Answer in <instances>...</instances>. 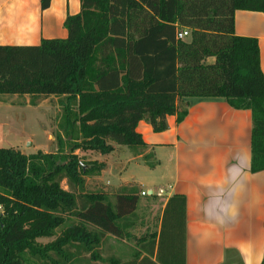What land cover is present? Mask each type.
Masks as SVG:
<instances>
[{"label": "trees", "instance_id": "obj_1", "mask_svg": "<svg viewBox=\"0 0 264 264\" xmlns=\"http://www.w3.org/2000/svg\"><path fill=\"white\" fill-rule=\"evenodd\" d=\"M39 2L44 10L51 0ZM238 9L264 13V0H80L64 20L66 37L0 45V94L58 96L61 108L55 152L0 148V264H22L24 253L53 264L115 260L99 247L134 226L139 188L86 189L85 176L105 164L75 151L106 155L116 144L142 154L139 122L165 131L168 116L187 115L188 98L250 110V171L264 170V73L258 40L235 33ZM181 29L189 35L178 39ZM141 157L155 166L151 152ZM185 217V196L172 195L144 246L159 264H185Z\"/></svg>", "mask_w": 264, "mask_h": 264}, {"label": "crops", "instance_id": "obj_2", "mask_svg": "<svg viewBox=\"0 0 264 264\" xmlns=\"http://www.w3.org/2000/svg\"><path fill=\"white\" fill-rule=\"evenodd\" d=\"M39 1L0 0V45H35L42 38L67 36L64 20L67 14L80 11V0H51L44 10L40 9ZM234 29L239 36L258 40L260 66L264 73V13L236 10ZM5 96H27L26 105L22 106L40 109L46 115L45 106L39 102L48 96L31 99L29 94H0V97ZM187 101V115L179 123L175 115L168 116L165 131L154 132L148 123L139 122L137 131L147 145L143 153H152V161L156 162L153 168L144 162L143 153L133 155L124 145L113 144L114 150L106 155L97 153L99 156L94 160L105 164L100 180H104L110 171L119 176L133 161L148 167L153 173L152 178L158 175L159 184L164 183L161 188L166 193L155 196L150 194L153 189L149 187L145 190L148 195H141L140 191L144 189L139 184L134 228L138 225L137 230L144 233L137 234V242L127 244V251L132 255L122 257L114 252L115 260L97 259L90 264H159L155 254L149 256L144 246L151 237L158 235L167 200L174 194L186 198L185 264H264V170L250 171V178L240 195L236 222L220 226L196 210L198 203L215 191L204 185L223 178L225 161L240 149L251 155V112L233 109L223 98L192 97ZM127 184L134 185V180ZM154 199L156 202H152ZM146 230L157 232L146 234ZM146 235L147 238L141 239Z\"/></svg>", "mask_w": 264, "mask_h": 264}, {"label": "rangeland", "instance_id": "obj_3", "mask_svg": "<svg viewBox=\"0 0 264 264\" xmlns=\"http://www.w3.org/2000/svg\"><path fill=\"white\" fill-rule=\"evenodd\" d=\"M58 96H48L41 99L39 103L46 108V115L40 109H36L26 105L28 100L27 96H5L0 97V148H14L22 153L30 154L36 153L37 150L42 152L51 153L56 151V134L61 131L57 127L58 119L61 114V108L59 106ZM14 104V105H12ZM81 159L84 162H91L97 157L98 154L92 151H80L76 150ZM97 161V160H96ZM100 162V161H98ZM112 170V168H111ZM118 173L110 171L104 180H100L99 176H85L86 189L88 190H105L107 192H114L119 188L128 185V181L134 180V185L140 186L144 190L149 187L156 190L159 185L163 187L164 183H160L161 180L158 177H151L153 173L143 164L129 162L122 173L117 176ZM122 183V184H119ZM62 187L66 188V184L63 181ZM164 188V187H163ZM142 198V197H141ZM152 202H156L155 199ZM155 218V217H154ZM155 219V228L157 225ZM153 223V222H152ZM137 226V227H136ZM129 229L128 234L124 239L114 238L112 235H106L99 247L100 255L108 258L110 255H114V252H118V255L125 257L131 256V251H127V244L137 242V234H143V230H137L139 227L136 225ZM151 228V227H150ZM149 228V229H150ZM157 232V230H146ZM60 233V229H57L56 234L51 237H41L37 241L41 244H46L53 240ZM147 238L143 236L141 239ZM125 244V246H124ZM86 257L88 254L83 253ZM53 258H57V255L51 252ZM115 256V255H114ZM22 264H53L49 259H40L31 257L29 254L24 253L22 255Z\"/></svg>", "mask_w": 264, "mask_h": 264}, {"label": "clouds", "instance_id": "obj_4", "mask_svg": "<svg viewBox=\"0 0 264 264\" xmlns=\"http://www.w3.org/2000/svg\"><path fill=\"white\" fill-rule=\"evenodd\" d=\"M251 155L245 149L237 150L225 161L223 178L208 183L204 188L215 189L197 205V211L208 221L220 226L236 222L239 215L240 195L250 178Z\"/></svg>", "mask_w": 264, "mask_h": 264}, {"label": "built area", "instance_id": "obj_5", "mask_svg": "<svg viewBox=\"0 0 264 264\" xmlns=\"http://www.w3.org/2000/svg\"><path fill=\"white\" fill-rule=\"evenodd\" d=\"M188 35H189L188 29H181V30H178L176 33V37L178 39H183V38L187 37ZM165 193H166V190L161 188V187H158L156 190L151 191V194H153L155 196H159V197L163 196ZM140 194L141 195H148V192L145 190H141Z\"/></svg>", "mask_w": 264, "mask_h": 264}, {"label": "water", "instance_id": "obj_6", "mask_svg": "<svg viewBox=\"0 0 264 264\" xmlns=\"http://www.w3.org/2000/svg\"><path fill=\"white\" fill-rule=\"evenodd\" d=\"M151 194V193H150Z\"/></svg>", "mask_w": 264, "mask_h": 264}]
</instances>
